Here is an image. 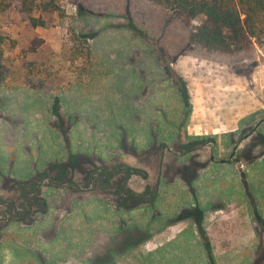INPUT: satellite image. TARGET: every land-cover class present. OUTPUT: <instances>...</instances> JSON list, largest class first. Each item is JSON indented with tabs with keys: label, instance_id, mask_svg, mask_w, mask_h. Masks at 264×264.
<instances>
[{
	"label": "rangeland",
	"instance_id": "obj_1",
	"mask_svg": "<svg viewBox=\"0 0 264 264\" xmlns=\"http://www.w3.org/2000/svg\"><path fill=\"white\" fill-rule=\"evenodd\" d=\"M53 1L56 14L45 27H31L13 7L0 11L7 85L0 92V193H13L12 182L2 181L8 174L28 180L63 168L85 187L92 184L87 176L113 173L114 187L85 191L87 198L76 202L79 219L68 221L79 228L78 238L92 232L93 240L75 246L65 264L111 262L129 248L134 259L115 257L118 264H264V138L250 161L244 150L253 140L243 142L238 169L209 159L227 160L234 141L264 119V42L249 53L211 54L191 42L177 14L147 0ZM72 34L92 50L84 83L75 85L78 60L53 67L57 73L43 80V89L27 88L23 62L43 60L50 68ZM160 176L168 185L149 198L143 191ZM117 178L125 182L124 213L110 208ZM42 193L48 215L28 219L33 227L7 247L24 264L55 257L57 238L43 240L38 232L54 217L63 219L79 198L64 190ZM91 196L101 203L92 206ZM102 202L111 205L107 220L95 213ZM120 218L136 220L141 230L120 224L106 240ZM102 221L112 222L107 231ZM23 224L10 228L21 232Z\"/></svg>",
	"mask_w": 264,
	"mask_h": 264
},
{
	"label": "trees",
	"instance_id": "obj_2",
	"mask_svg": "<svg viewBox=\"0 0 264 264\" xmlns=\"http://www.w3.org/2000/svg\"><path fill=\"white\" fill-rule=\"evenodd\" d=\"M147 1L177 14L184 27L189 30L191 42L208 53L221 55L249 53L255 44L261 45L264 42V0ZM11 7L33 28L45 27L53 21L56 14L53 0H0V11ZM35 12H38L37 16H35ZM60 16L63 17V13ZM37 42L41 41L34 40L32 45ZM61 48L59 55L61 60L50 61V68L46 67L43 60H25L23 62V83L27 88L43 89L45 86L43 80L57 73V71H52L53 67L64 65L73 67L78 60H81V64L75 68L77 70L75 85L80 86L84 83V77L92 73L91 48L79 42L78 37L74 34L63 43ZM32 50L34 51V47ZM1 57L0 49V92L7 88ZM57 69L59 70L58 67ZM71 86L72 84L67 88ZM61 169L66 173L65 169ZM157 182L155 192L160 194L168 183H164L161 176ZM18 187V194L26 189H23L22 185ZM146 188L145 190L149 194V187ZM18 194L11 200L13 205L19 204L16 200Z\"/></svg>",
	"mask_w": 264,
	"mask_h": 264
},
{
	"label": "flooded vegetation",
	"instance_id": "obj_3",
	"mask_svg": "<svg viewBox=\"0 0 264 264\" xmlns=\"http://www.w3.org/2000/svg\"><path fill=\"white\" fill-rule=\"evenodd\" d=\"M264 128V119L261 118L260 120H258L246 133L242 134V136L238 139H236L231 147V151L229 153V158L227 160L221 159V160H216L215 157H209L211 162L214 163H219V164H227V162H229L230 164H233L235 169H238V164H243V158L245 157L244 155H248L252 152L253 148L255 145H260L261 144V140L264 138V135H261L259 133V130L261 128ZM239 130V129H238ZM237 130V131H238ZM236 131V132H237ZM240 131V130H239ZM236 134V133H235ZM255 134V135H254ZM254 135V137H253ZM253 138V139H252ZM249 139L253 140V142H250L248 145L247 150H244L245 148L242 147L243 146V142L244 141H248ZM255 141V142H254ZM255 144V145H254ZM244 150V155L241 156L242 152ZM247 156V160L249 159V161L252 158H249ZM246 160V161H247ZM245 161V162H246ZM52 170V168L50 169ZM49 170H46L38 173L36 175H33L30 179H20V176H16L13 177L12 175H7L6 177H8L9 179H4L2 180L3 182H5V186L7 187L8 182H12V184L14 185V190L13 193H10L8 195H3L0 193V264H3V261H6V257H8V264H24L22 262H19V258L20 256H10V253L8 251L7 253V247L8 250L10 249V245H9V240L13 239V237H17L18 234H21L23 231H26V229H28L27 227L31 225V227H33V223L28 225V219H30L32 216H34L35 214L38 215H42V216H47L48 215V210H49V201H47L45 195H43L44 193L43 190H47V189H53L55 191H60V190H64V192H70L71 194H75L76 197L78 196L79 198L72 201L69 204V209L70 211H68V213H66L65 217L63 219H57V218H53V221L51 222V225H49L48 227H43V229H41V231L38 232L39 238L43 239V240H51L56 239L57 238V244L56 247L54 248V255L55 257H53V259H50L49 257H47V255H42V257H38L37 261L35 263L32 264H65L67 262V258L70 257L71 254V250L76 249L75 246H80V247H84L86 244L92 245V240L93 237H91L92 232H90V235L87 234V237L83 238V240H81L80 238L77 237L76 235V230L79 229L77 228L76 225H72L69 220L70 218L75 217V219H79L78 217H76L75 215H78L77 212H75L76 208V202L81 201L83 202L86 198H84L83 194L85 193V191H97L100 193H104L106 191L109 190V188L114 187L113 181H114V175L113 173H109L107 170L104 171V173H101L99 176H92L89 175L87 176V180H91L92 184L90 186H85L86 185V181H84V186H81L80 184H78L77 181L73 180L72 178H67L66 173H64V171L62 169L58 171H56L53 174H49L47 173ZM54 171V170H52ZM27 182V184H25ZM29 183V184H28ZM157 181H155V185H154V189H151V186L149 187V198H151V196L153 197V194H156L155 190L157 187ZM22 185V187L24 185H26L24 188V190L26 191H21L19 194V190H18V186ZM117 189H116V197H117V202L115 205H113L114 207H110L111 205L102 202L106 204L105 208L101 207L98 205L99 209L97 208V211L95 212L96 215H98L97 219H101L103 218V220H107L108 217V213L109 207L110 208H115V212L116 213H124L126 211V202H124V197L122 196V194L124 193V188H125V182L124 179H118L117 178ZM3 189V188H2ZM6 189V188H5ZM43 189V190H42ZM45 192V191H44ZM144 193L146 192V190L144 189L143 191ZM139 193V192H138ZM138 193H133V195L136 196V200L138 201V199L140 200V194ZM18 194V199H16L19 204L17 205H13L11 200L15 197V195ZM90 199L93 200L92 202V206L101 203V200L99 198L94 199L93 196L89 197ZM74 199V198H73ZM83 200V201H82ZM57 206H60V200H57ZM55 206V207H57ZM104 206V205H103ZM64 220V223L63 221ZM17 221H23V228L21 229V232L17 231V229L15 230L17 233H13L12 232V228H10V225L13 223H16ZM136 220H133V222H126L124 221V218H120L118 219V223L111 227L112 222L110 223H105V222H101L104 223L105 226L101 225L100 227H103V232L107 231V227H111V229L113 230V232L111 234H109L106 237L107 238H111L112 234L116 233L118 231V228L121 226L120 224H133L135 226V228H139L140 226L136 224L135 222ZM155 222V219L153 216L150 217V221L148 222V226ZM43 224V223H42ZM109 224V225H107ZM43 225L41 226H37V228H42ZM98 228V227H97ZM107 228V229H106ZM84 229V228H82ZM81 229V230H82ZM86 230V229H84ZM148 230V228L146 229ZM90 231H92L90 229ZM149 231V230H148ZM150 233V232H149ZM150 234H148V236L146 238H149ZM20 237V235H19ZM77 237V238H76ZM146 238L144 240L139 241V244L142 243V241H146ZM106 242V241H105ZM61 247H63V250H61ZM88 249V248H87ZM102 249V247H101ZM130 249L129 248L127 251H124L123 253H120L119 255H114L112 257L111 262H105V261H98V262H93L91 261L92 264H118L117 260L115 261V257H119V259H121V262L123 261L124 257L126 255H128L130 253ZM89 250V249H88ZM103 250H102V254H103ZM131 254V253H130ZM132 255V259H134L135 256V252L131 254ZM14 258V259H13ZM41 260V261H40ZM90 263V264H91Z\"/></svg>",
	"mask_w": 264,
	"mask_h": 264
}]
</instances>
